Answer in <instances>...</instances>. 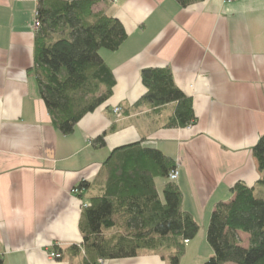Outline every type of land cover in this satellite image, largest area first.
I'll use <instances>...</instances> for the list:
<instances>
[{
    "label": "crops",
    "instance_id": "crops-1",
    "mask_svg": "<svg viewBox=\"0 0 264 264\" xmlns=\"http://www.w3.org/2000/svg\"><path fill=\"white\" fill-rule=\"evenodd\" d=\"M37 2L0 0V264H83L84 250L67 248L83 241L84 204L101 193L94 181L110 152L136 141L175 161L182 207L204 240L216 204L232 198L237 182L255 186L261 176L252 149L264 133V0L98 1L93 10L117 18L127 38L99 51L115 77L112 96L68 135L53 125L33 72ZM151 67L170 69L192 99L194 124L166 126L175 102L136 104L146 92L141 70ZM165 181L154 179L159 190ZM195 238L179 264L212 255L210 246L199 254ZM171 255L143 249L107 264H170Z\"/></svg>",
    "mask_w": 264,
    "mask_h": 264
},
{
    "label": "trees",
    "instance_id": "trees-1",
    "mask_svg": "<svg viewBox=\"0 0 264 264\" xmlns=\"http://www.w3.org/2000/svg\"><path fill=\"white\" fill-rule=\"evenodd\" d=\"M98 1L38 0L36 4L33 72L52 123L64 135L105 103L116 83L99 51H116L127 32L117 18L93 10ZM198 1L177 0L182 7ZM141 81L146 92L137 105L157 108L175 102L167 127L196 122L192 99L180 93L170 69L144 68ZM104 136L96 137L93 144L104 147ZM252 151L261 176L255 186L237 182L231 188L232 198L216 204L206 229L213 253L204 264H264V197L255 194V187H264V133ZM175 168L171 157L142 141L114 148L94 181L101 193L91 197L81 212L83 241L67 248L68 253L80 255L83 249V264H97L100 259L135 257L143 249L170 248V264H179L186 241L197 235L200 225L182 207L178 185L168 180ZM155 177L166 180L160 190ZM241 233L248 235L246 245ZM54 252L61 257L60 249Z\"/></svg>",
    "mask_w": 264,
    "mask_h": 264
},
{
    "label": "rangeland",
    "instance_id": "rangeland-1",
    "mask_svg": "<svg viewBox=\"0 0 264 264\" xmlns=\"http://www.w3.org/2000/svg\"><path fill=\"white\" fill-rule=\"evenodd\" d=\"M258 188H260V187L257 186V188L255 189V194L258 195V196H263L264 197V191H263V194H262V192ZM240 237H241L242 244L244 243L246 245V239L243 237L242 234H240ZM193 244H196V247L195 248L197 249V251L199 252V254H202V251L204 252V250L206 248L210 249V247H209V245H208V243L206 241V234H205L204 240H203V236L197 234L196 235V238L193 241ZM187 257L189 258L190 256H187ZM107 263H108V261H104L103 264H107ZM228 264H231V263H228Z\"/></svg>",
    "mask_w": 264,
    "mask_h": 264
},
{
    "label": "built area",
    "instance_id": "built-area-1",
    "mask_svg": "<svg viewBox=\"0 0 264 264\" xmlns=\"http://www.w3.org/2000/svg\"><path fill=\"white\" fill-rule=\"evenodd\" d=\"M37 27H38V22H37L36 17H35L34 22H33V28L36 30ZM113 111L116 114H120V112H121L120 111V108H118V107L114 108ZM177 178H178V170L175 168V169H173V170L170 171V173L168 175V180L169 181H172V182H175L177 180ZM72 192L77 193L78 190L76 188H73L72 189ZM89 204L90 203H85L84 206H88ZM51 257L54 258V259H56V258H59L60 255L58 253H56V252L53 251V252H51ZM103 263H104V261L102 259H100L99 260V264H103Z\"/></svg>",
    "mask_w": 264,
    "mask_h": 264
}]
</instances>
